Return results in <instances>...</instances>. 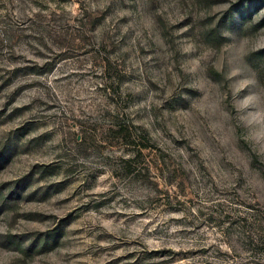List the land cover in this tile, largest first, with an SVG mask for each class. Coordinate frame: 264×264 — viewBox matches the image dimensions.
Here are the masks:
<instances>
[{
	"label": "rangeland",
	"instance_id": "374dc122",
	"mask_svg": "<svg viewBox=\"0 0 264 264\" xmlns=\"http://www.w3.org/2000/svg\"><path fill=\"white\" fill-rule=\"evenodd\" d=\"M0 264H264V0H0Z\"/></svg>",
	"mask_w": 264,
	"mask_h": 264
},
{
	"label": "trees",
	"instance_id": "16d2710c",
	"mask_svg": "<svg viewBox=\"0 0 264 264\" xmlns=\"http://www.w3.org/2000/svg\"><path fill=\"white\" fill-rule=\"evenodd\" d=\"M114 125V124H113Z\"/></svg>",
	"mask_w": 264,
	"mask_h": 264
}]
</instances>
